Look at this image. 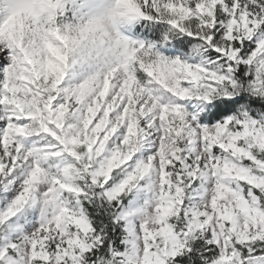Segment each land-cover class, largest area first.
Masks as SVG:
<instances>
[{
    "label": "snow or ice",
    "instance_id": "6c2138e0",
    "mask_svg": "<svg viewBox=\"0 0 264 264\" xmlns=\"http://www.w3.org/2000/svg\"><path fill=\"white\" fill-rule=\"evenodd\" d=\"M0 264H264V0H0Z\"/></svg>",
    "mask_w": 264,
    "mask_h": 264
}]
</instances>
